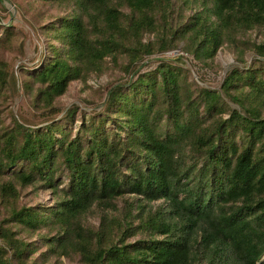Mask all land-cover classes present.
<instances>
[{
  "label": "trees",
  "instance_id": "trees-1",
  "mask_svg": "<svg viewBox=\"0 0 264 264\" xmlns=\"http://www.w3.org/2000/svg\"><path fill=\"white\" fill-rule=\"evenodd\" d=\"M37 1L65 12L39 26L42 64L19 67L43 125L9 107L16 81L0 58V264H38L28 261L41 246L43 258L83 264H264V38L218 89L198 86L181 56L136 70L179 42L201 66L225 44L243 62L240 36H264V0H200L192 15L195 0ZM17 32L0 25V44ZM112 68L122 75L102 109L52 116L71 82ZM35 184L53 203L18 206L19 189ZM13 225L53 234L37 245Z\"/></svg>",
  "mask_w": 264,
  "mask_h": 264
},
{
  "label": "rangeland",
  "instance_id": "rangeland-1",
  "mask_svg": "<svg viewBox=\"0 0 264 264\" xmlns=\"http://www.w3.org/2000/svg\"><path fill=\"white\" fill-rule=\"evenodd\" d=\"M198 4H200V0H195L194 5L185 7L184 12L190 15ZM64 12L63 8L43 4L37 0H0V25L12 26L18 31V36L11 42L0 44V58L10 62V67L14 72L16 81V91L10 94L9 107L14 114L21 113L32 122L36 121L37 125H43L45 123L44 120L41 121L45 112L43 113V111L33 106L30 99L31 92L25 91L21 87L20 78L22 75H20L19 67L35 70L42 64L46 54V46L44 36L39 26L54 19L56 15H62ZM240 38L246 40L244 41L245 44L240 45V47L244 49L242 54L244 59L243 62L237 60V54L233 51V47L225 44L217 51L212 66H201L195 62L192 56L184 52V44L179 42L174 49H170L164 53H154L146 57L136 70L140 73L145 72L146 70L153 69L159 64L162 58L171 59L181 56L184 58L185 66L190 70L191 79H193L198 86L218 89L228 70L234 66L247 67L250 65L255 55L249 45L252 41L257 43L263 40L264 36L261 32L258 33L253 30L245 35H241ZM144 40H153V36L146 35ZM121 75V72L112 68L108 69L97 78L87 80L86 83H83L81 80L71 82L65 94L55 101V105L58 109L52 116H55L56 120L59 119L71 105H78L87 112L92 109H102L106 90L112 85L120 82L118 80ZM35 87L37 86L35 85L34 89ZM53 201L54 199L49 189H42L38 184H35L19 189V201L17 204L18 206H49ZM161 202V200L154 202V206ZM116 205L118 214H122L121 212L126 209L125 200L118 199ZM100 213L101 211L99 209L89 211L85 218L86 224L88 226H96ZM7 214L8 211L4 205L0 204V225L8 226L3 221L7 217ZM13 229L19 231V236L29 241H36L37 245H41L39 241L40 236L53 234L52 230L49 229L40 232H29L16 225H13ZM44 250L45 246H41L39 251L31 257L28 263L36 258L38 264H83L75 254L63 255L58 258H43L40 253Z\"/></svg>",
  "mask_w": 264,
  "mask_h": 264
}]
</instances>
